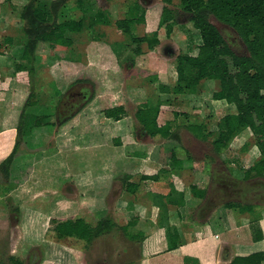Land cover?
Listing matches in <instances>:
<instances>
[{"label": "trees", "instance_id": "16d2710c", "mask_svg": "<svg viewBox=\"0 0 264 264\" xmlns=\"http://www.w3.org/2000/svg\"><path fill=\"white\" fill-rule=\"evenodd\" d=\"M178 1L180 9L189 15V21L198 31L201 44L195 48L194 54L189 52L176 58L177 80L174 85L162 82L156 70L148 69L145 72V69L138 66L137 73L150 82L157 83L159 93L170 96L196 94L200 85L208 81L215 82L217 89L212 99L233 106L235 113H227L222 117L216 124L215 132H210L208 126L204 124L189 125L187 130L201 141H208L216 133L211 146L218 156L229 147L235 135L248 130L260 159L244 172V178L264 179V0ZM69 2L74 3L73 9L80 11L79 19L70 18L67 14ZM163 4L165 5L151 8L150 13L136 5L129 17L120 20L98 9L95 0H29L22 6L19 19L25 24L24 43L14 45L8 37L0 41V56H4L10 64L9 73L17 79L20 86V96L17 102L15 101L18 103L16 106L18 141L12 153L0 163V182L5 184L8 192L25 187L28 182L40 175L42 168L39 161L44 155L53 154L55 150L47 148L54 128L58 133L65 135L63 139L68 138L59 143L64 149L79 146L93 152L101 145L107 146L110 141H114L117 146L121 144V134L117 132L116 125L100 124V120H92L95 117L90 112H87L86 117L80 115L85 107L94 103L100 80L87 74V70L84 72L77 70L83 60L73 48L72 37L75 34L86 36L91 43L100 46L101 54L114 59L116 64L130 62L135 65V57L145 56L141 49L142 43L153 50L160 43L158 35L161 29L165 30L167 36L172 33L175 17L174 10L170 9L169 5L173 4V0H163ZM211 17L236 32L246 48V54L239 55L232 50L219 30L211 23ZM140 24L145 25L146 33L138 38L133 35L131 28ZM111 25L121 30L130 39L129 43L110 41L102 26ZM40 47H44L46 54L56 59L61 69V72L53 74V79L48 83L53 95L63 98L68 90L76 86H89L91 95L86 104L61 119L62 121L56 119V108L47 104L41 86L37 83L35 64L37 50ZM66 68L72 69L73 72H68ZM152 98L154 101L147 98L139 106L136 119L148 136L152 138L160 136L167 141L164 145L149 148L147 154L161 170L184 167L186 163L192 162V158L189 155L183 158L179 154L178 149L182 148V145L178 134L172 131L170 122L160 126L157 122L161 106L170 102L160 98L155 101L154 96ZM32 107H36V110H32ZM94 113L98 118L102 115L114 122L126 116V110L122 105L113 107L103 104V107L96 108ZM115 128V134L109 136V132ZM20 146L23 149H20ZM129 179L128 176L119 173L114 175L113 184L115 182L121 184L120 194L129 195L136 190L137 186ZM172 187L175 191L179 189L184 192V186L179 182L173 181ZM175 194L171 191L166 200L175 202L172 201ZM195 194L203 197L206 192ZM109 195L110 193L107 196ZM159 199L160 202L157 203L166 209L165 204L161 203V197ZM223 207L227 210H238L240 215H254L255 218L256 213L252 205L232 201L224 203ZM13 210L20 213L18 206H14ZM95 214L97 218L94 224L84 218L53 221L55 236L60 240L67 238L82 240L89 246L99 237L117 229L132 241L133 238L127 235V227H119L108 209L102 208ZM172 233L173 228L168 227L166 234L170 248L175 246ZM142 242L143 239L138 240L139 247ZM263 259L260 255H251L234 259L231 264H260ZM8 261L10 264H23L21 260L13 257ZM0 264L7 262L0 260Z\"/></svg>", "mask_w": 264, "mask_h": 264}, {"label": "rangeland", "instance_id": "374dc122", "mask_svg": "<svg viewBox=\"0 0 264 264\" xmlns=\"http://www.w3.org/2000/svg\"><path fill=\"white\" fill-rule=\"evenodd\" d=\"M28 1L0 0V9L4 10H0V41L8 37L11 38L14 45L24 43L23 28L25 24L19 19V13L22 6ZM95 2L98 9L109 13L116 20L129 17L132 8L136 5H140L148 13L156 5H165L163 0H95ZM73 7L74 3L69 2L67 14L70 18L77 20L80 18L81 13L79 10L73 9ZM169 8L174 10L175 17L172 33L167 36L165 30L161 29L158 35L160 43L153 50L148 49L147 44L142 43L141 49L145 56L142 58L135 57V65L130 62H124L121 65L116 64L114 59L101 54L99 52L100 46L96 43H91L86 36L73 35V48L83 60L77 70L83 72L87 70V74L96 76L100 80L98 84L100 87L98 86L94 103L85 107L80 112V115L86 117L87 112H90L95 117L92 120H100V124L119 125L123 133L122 140L124 144L136 146L146 153L153 146L164 145L167 139L160 136L154 138L148 136L136 119V112L147 98H150V101H154L152 96L155 97V101L159 98L163 101H169V104L161 106L163 112L159 118V123L160 125H164L166 122L171 123L172 131L178 134L179 141H181L182 148L178 149L179 154L183 157L189 155L192 158L190 165L193 171H186L181 176L182 180L186 186L192 183L200 187L206 186L207 193L211 191V187L215 190V197L210 205H206L208 204L206 199L204 204H202V200L198 206L189 210L188 221L192 225H198L199 227H203L204 223L207 222L206 226L213 229H221L223 227L221 223L223 219L221 218L222 212H224V215L226 213L227 222L229 220L234 222L243 221V219L244 221L251 220L254 215L246 214L243 216L239 214L238 210L222 211L219 205L228 201L236 200V202L245 203L238 198L234 200L231 199L232 197L229 198L224 193L222 194L218 190L216 182L213 183L215 174H220V172H222L221 175L225 174L231 180H241L244 172L260 159L250 132L244 130L235 135L229 147L218 156L214 153L211 146V141L215 138L216 133L208 141H201L187 130L189 125L204 124L208 126L210 132H215L216 124L222 117L227 113H235L233 106L228 105L224 101L212 99V95L217 89L216 83L208 81L200 85L196 94L170 96L159 93L157 91V83H152L137 73L138 66L141 69H145V72L148 69L150 71L156 70L162 82L167 85H174L177 80L176 58L189 52L194 54L195 48L201 44L198 31L194 29L189 21V15L180 9L179 1L173 0V4L169 5ZM210 21L236 54H246L247 51L242 40L232 28L220 23L214 17H211ZM102 29L112 42L125 41L129 43L130 41L115 25L102 26ZM131 29L133 35L138 38L143 37L146 33L145 25L142 24L135 27L132 26ZM35 67L37 83L41 86V91L46 98L47 104L56 108L59 121H62L61 119L68 117L72 112L86 104V102H82L81 98L82 95L87 93V90L89 91V86H76L68 90L67 95L63 98L61 97L62 99L51 93L48 83L53 79V74L61 72V69L56 63V59L46 54L44 47H40L37 50ZM0 70L2 72V76H0L1 93L5 88L9 87V79L5 76V70ZM66 70L73 72L72 69L66 68ZM71 94L75 95V97L70 96ZM104 94L107 95L103 97ZM103 104L113 107L122 105L126 110V116L117 124L114 121H106L102 115L98 118L94 110L103 107ZM70 106H73V109ZM31 109L36 110V107ZM53 131V135L51 134L52 137L49 140L50 143L47 145L48 149L57 147L61 141L68 139H63L65 135H62L61 132L58 133L56 128ZM115 131L116 128L112 129L109 132V136L111 134L114 135ZM111 143L103 147L106 154L113 149ZM109 146L111 147L108 148ZM20 149L23 148L20 146ZM64 155L69 167V169L68 167L66 168V173L61 171L62 159L58 154L55 157H48L49 159L44 160L46 165H49L50 170L52 166L54 167L53 170H55H51L52 173L47 170L41 172L40 175L38 174L34 178L38 179L36 184L33 183V179V182H28L25 187H21L17 191L8 192L5 184L0 182V260L10 264L8 259L13 257L21 260L23 264H63L62 261L65 257L61 253L60 244L66 242L65 245L80 250L85 254L81 260L82 264H137L139 246L132 244L124 237L123 232L117 229L99 237L95 244L92 243L89 246H86L84 242L81 243L78 239H57L53 231V221H64L72 216H83L92 224L95 222L93 208H78V201L82 200L78 197L75 186L77 176L73 173L74 165L76 167L77 150L64 152ZM88 161L90 163H86V167L93 168L95 161L92 158ZM126 161L128 162V171L132 173V170H134L133 172L138 174L136 177V180H138L146 163L133 159L131 161L127 159ZM67 169L70 173L67 172ZM71 177H73L72 180ZM166 180L170 182V178ZM89 181H91L90 176ZM251 183L256 186L257 191L254 193L253 200L247 202V204L254 206V212H260L264 207V179H254L251 180ZM113 185L111 192H109V197L105 196L103 207H105V210L108 209L110 215L118 223L115 202L117 201L116 195L121 191V184L120 182H115ZM190 194L189 191L188 196ZM14 206L20 208V213H15L13 210ZM23 213H29V217L25 219L24 215L23 219ZM34 220L36 222L33 223ZM138 229L139 227L134 231L136 232ZM70 244L72 245L70 246ZM49 245L53 248V253L48 255L47 247ZM122 253H127V255H121ZM75 254L78 255L77 252ZM72 257L74 258L73 255Z\"/></svg>", "mask_w": 264, "mask_h": 264}, {"label": "crops", "instance_id": "0c3cea01", "mask_svg": "<svg viewBox=\"0 0 264 264\" xmlns=\"http://www.w3.org/2000/svg\"><path fill=\"white\" fill-rule=\"evenodd\" d=\"M0 10L2 11L3 9ZM0 69L5 70V76L9 79V87L0 93L1 163L12 153L18 141L16 128V106L18 103L16 102L20 96V86L17 79L9 73L10 64L4 56H0ZM0 76H2L1 70ZM162 112L163 109L161 107L157 120L159 126V118ZM106 121L112 120L106 119ZM117 123L119 121L115 124ZM116 128L121 134V144L117 146L114 141H110L109 143L112 142L113 149L107 152V154L104 152L102 145L95 148L93 152L79 146L64 149L58 145L57 147H52V149H55L52 152L53 154L44 155L41 158L39 166L42 168V172L48 170L52 173L51 170L54 167L52 166L50 170L49 165H46L44 160L59 154L62 159L60 168H62V172H65L68 162L64 158V152L77 150L76 167L74 165L73 173L77 176L76 191L78 192V197L82 200L78 201V208H93L95 219L96 211L102 209L105 196L111 192L114 186L112 181L114 175L119 173L128 176L130 178L129 181L136 185L137 188L129 195L120 194L121 191L116 195V218L119 221L118 223H121L120 225L117 223L119 226L127 227V235L133 239L131 241L129 237L125 235L124 237L132 242V244L139 246L138 240L143 239L139 247V260L137 264H231L234 259L246 258L251 255H260L264 258V207L260 212H255V218L247 221L243 219V221L240 220L239 222L231 220L227 222L226 213L224 215V212H222L221 218L223 219L221 223L223 227L221 229L208 227L205 225L207 222L204 223L203 227L192 225L188 221L189 210L198 206L202 200V204H204L207 199V189L206 186L200 187L195 183L186 186L182 180L181 176L186 171H193L190 165L191 162L186 163L184 167L178 169L161 170V167L148 156L147 152H143L136 146L124 144L122 140L123 133L119 125ZM90 158L95 161L93 168L86 167L85 165L86 163H90L88 161ZM127 159L146 163L138 180H136L138 174L134 173V170H132V173L128 171ZM68 169L67 172L70 173ZM89 176L91 177V181H89ZM155 176L158 178L154 179ZM167 178H170V182L166 180ZM36 180L38 179H34V182H32L36 184ZM173 181L183 184L184 192H181L179 189L175 191L172 187ZM171 191L176 193L172 200L175 202H168L166 200ZM189 191L191 193L190 196H188ZM201 191L206 192V195L199 197L195 194ZM159 197H161V203L165 204L166 209L161 208L160 203H157L160 202ZM219 206L222 211H230L224 208L223 204ZM24 215L25 219L29 217V213H23V219ZM76 218L84 217L72 216L66 220ZM84 219L87 221L86 218ZM138 227V231L135 232L134 230ZM168 227L174 230V233H172L174 238L172 240L175 246L173 248H170L169 238L166 234ZM73 239L75 238H67L66 240ZM97 240L93 243L95 244ZM80 241L81 243L84 242ZM65 243L60 244L61 253L65 257L62 263L82 264L81 260L85 254L80 250L65 245ZM50 246L47 247L48 255L53 253V248ZM76 252L78 255L75 254ZM121 255H127V253H122ZM260 264H264V259Z\"/></svg>", "mask_w": 264, "mask_h": 264}, {"label": "flooded vegetation", "instance_id": "af4514ba", "mask_svg": "<svg viewBox=\"0 0 264 264\" xmlns=\"http://www.w3.org/2000/svg\"><path fill=\"white\" fill-rule=\"evenodd\" d=\"M90 94H89V91L87 90V93L82 95V98H81L82 102H86L89 99ZM70 96L75 97V95H72V94ZM70 108L73 109V106H70ZM57 116H58V114H57V110H56V119L58 120ZM221 173L222 172H220V174H215V177L213 178V183L216 182V185H218V188H219L218 190L222 194L224 193V195H227L229 198L232 197L231 199H234V200L238 198V199H240V201H242L245 204H247V202L253 200V196L255 195L254 193L257 191L256 186L252 185L253 183H251V180H254V179H245L243 176V178L241 180L234 181L233 179L231 180L225 174L221 175ZM210 190L211 191H208V193H207L206 198L208 200V204H206V205H210L211 202H213V198L215 197L214 188L211 187ZM228 202H230V201H228ZM235 202H236V200H235Z\"/></svg>", "mask_w": 264, "mask_h": 264}, {"label": "bare ground", "instance_id": "6f19581e", "mask_svg": "<svg viewBox=\"0 0 264 264\" xmlns=\"http://www.w3.org/2000/svg\"><path fill=\"white\" fill-rule=\"evenodd\" d=\"M5 136V135H4ZM7 136V135H6ZM4 145V144H3Z\"/></svg>", "mask_w": 264, "mask_h": 264}]
</instances>
